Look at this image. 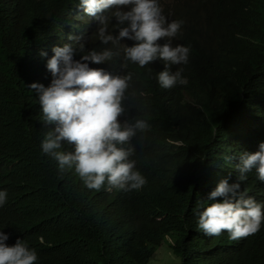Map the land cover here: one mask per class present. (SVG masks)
I'll return each mask as SVG.
<instances>
[{
  "label": "clouds",
  "instance_id": "clouds-1",
  "mask_svg": "<svg viewBox=\"0 0 264 264\" xmlns=\"http://www.w3.org/2000/svg\"><path fill=\"white\" fill-rule=\"evenodd\" d=\"M254 3L243 0L240 6ZM22 4L16 18L19 41L5 40L6 54L15 63L33 62L17 83L18 104L35 105L51 124L41 150L58 162L59 172H71L97 192L140 190L147 180L130 159L132 141L150 130L138 117L155 101L156 91L173 96L176 120L208 108L196 132L212 123L210 138L230 167L209 194L212 202L197 204L203 209L197 227L208 236L226 231L228 243L238 246L234 257L264 264V79L254 77L242 90L234 115L215 118L208 89L218 70L219 31L206 18L207 6L201 0ZM5 5L0 0V8ZM204 29L211 30L213 40L201 45ZM128 65L146 67L148 83ZM209 114L213 118L207 123ZM246 176L252 182L244 185L240 180ZM6 201L7 191H0V210ZM8 239L0 231V264H36L35 249L20 239L9 246Z\"/></svg>",
  "mask_w": 264,
  "mask_h": 264
},
{
  "label": "trees",
  "instance_id": "trees-1",
  "mask_svg": "<svg viewBox=\"0 0 264 264\" xmlns=\"http://www.w3.org/2000/svg\"><path fill=\"white\" fill-rule=\"evenodd\" d=\"M23 1L2 0L6 5L0 8V191H7L0 231L8 234L6 243L20 239L35 249L36 264H148L163 242L181 264H255L234 257L238 246L228 243L226 231L208 236L197 227L203 210L197 204L212 202L209 194L230 167L210 138L213 114L204 132H196L208 108L176 120L173 96L156 91L155 101L138 117L150 130L132 141L130 159L147 180L140 190L97 192L71 172H59L58 162L41 150L51 124L35 105L18 104L17 83L33 62L15 63L6 54L5 40L19 41L16 18ZM242 1L201 0L207 20L219 31L218 70L208 89L218 120L238 111L242 90L254 77L264 79V0L248 9ZM200 36L201 45L213 40L210 29ZM127 69L145 83L150 80L146 67ZM246 177L240 180L244 185L252 182Z\"/></svg>",
  "mask_w": 264,
  "mask_h": 264
},
{
  "label": "rangeland",
  "instance_id": "rangeland-1",
  "mask_svg": "<svg viewBox=\"0 0 264 264\" xmlns=\"http://www.w3.org/2000/svg\"><path fill=\"white\" fill-rule=\"evenodd\" d=\"M148 264H181V260L173 253L169 242H164Z\"/></svg>",
  "mask_w": 264,
  "mask_h": 264
}]
</instances>
